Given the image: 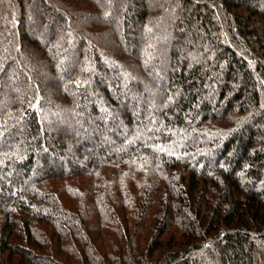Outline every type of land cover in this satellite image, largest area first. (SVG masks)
Instances as JSON below:
<instances>
[{"label": "trees", "instance_id": "obj_1", "mask_svg": "<svg viewBox=\"0 0 264 264\" xmlns=\"http://www.w3.org/2000/svg\"><path fill=\"white\" fill-rule=\"evenodd\" d=\"M0 264H264V0H0Z\"/></svg>", "mask_w": 264, "mask_h": 264}]
</instances>
